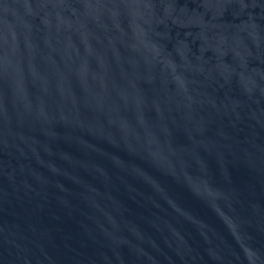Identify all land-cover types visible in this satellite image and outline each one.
I'll return each instance as SVG.
<instances>
[{"label":"water","instance_id":"obj_1","mask_svg":"<svg viewBox=\"0 0 264 264\" xmlns=\"http://www.w3.org/2000/svg\"><path fill=\"white\" fill-rule=\"evenodd\" d=\"M0 264H264V0H0Z\"/></svg>","mask_w":264,"mask_h":264}]
</instances>
